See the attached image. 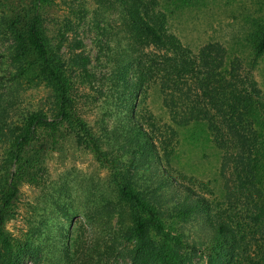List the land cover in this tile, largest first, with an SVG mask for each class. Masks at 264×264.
<instances>
[{
    "label": "trees",
    "instance_id": "obj_1",
    "mask_svg": "<svg viewBox=\"0 0 264 264\" xmlns=\"http://www.w3.org/2000/svg\"><path fill=\"white\" fill-rule=\"evenodd\" d=\"M59 1L68 13L57 22L49 14L57 0H0V26L11 41L10 85L6 91L0 86V264H25L27 258L37 263L41 257L33 234L18 241L6 224L21 185L45 181L36 144L48 139L72 140L108 165L114 199L100 193L87 201L103 203L104 214L117 215L131 245L130 264H184L176 218L201 222L211 245L208 264H264V92L253 74L264 58V0L254 2L243 26V45L253 53L249 70L223 43L208 41L195 50L174 32L173 15L201 0H93L118 13L117 21L108 19L96 7L95 27L107 37L117 28L115 34L126 41L107 45L114 58L105 79L122 94L111 102L116 111L111 129L109 113L95 127L80 104L78 85L98 80L83 41L68 37L85 19V0ZM34 82L51 89V115L41 109L15 113L13 97L23 83ZM152 85L159 86L168 122L142 112ZM186 131L210 142L221 153L222 169L231 171L233 187L223 199L205 183L195 187L174 174L170 160ZM56 192L50 199L54 211L71 219L68 205L59 202L61 191ZM66 242L57 249L56 263L90 261L95 244L82 247L79 256L80 237Z\"/></svg>",
    "mask_w": 264,
    "mask_h": 264
},
{
    "label": "rangeland",
    "instance_id": "obj_2",
    "mask_svg": "<svg viewBox=\"0 0 264 264\" xmlns=\"http://www.w3.org/2000/svg\"><path fill=\"white\" fill-rule=\"evenodd\" d=\"M255 1L201 0L194 6L176 12L171 19L172 28L185 44L195 50L208 41L223 43L232 52L241 55L244 67L249 70L253 53L243 45L245 35L243 26L247 17L254 12ZM85 4L88 11L84 21L73 27L68 37L71 40L77 38L83 41L82 51L89 56V69L98 80L89 86L78 85L82 102L80 104L83 105L84 116L93 122L92 124L96 122L95 127L98 122L101 123V117L109 113L111 117L107 120L111 129L115 126L112 113H116L111 102L115 96L122 94L105 78L113 64V48L118 42L124 44L126 41L122 39V33L115 34L117 28L111 31L113 35L108 37L106 34L102 35L94 23V10L97 4L93 0H85ZM97 8L108 19L117 21V9H107L99 5ZM49 12L50 18L58 22L68 13V9L57 0ZM96 17L100 18V15ZM115 20L112 23H117ZM10 43L9 35L3 30V26H0V86L4 84L5 87L2 88L4 91L10 85L11 66L8 58ZM108 44L113 47L111 52ZM253 70L264 92V58ZM101 78L105 81H100ZM150 87L142 112L152 115L159 123H164L165 120L168 122L169 114L162 105L159 86ZM20 88V95L13 97L15 113L25 114L27 111L41 109L51 115L53 111L49 87L34 82L28 86L23 83ZM99 90H102L103 94L100 95ZM194 131L197 132V129ZM190 136L191 132L187 131L181 135L183 140L171 157L170 166L174 174L186 178L189 184H196L195 187H203L202 183H205L219 199H223L225 193L233 187L231 171L227 167L222 169L221 153L210 142L203 137L195 140ZM38 145H41L43 153L45 181L38 186L30 183L21 185L14 212L6 224L7 232L18 241L33 234L35 243L41 245V257L37 263L27 258L25 264H58L57 249L67 244L66 238L76 236L81 239L77 245L79 256L82 247H87L91 243L96 246L92 249L91 259L86 264H130L128 251L131 245L122 236L117 215L104 214L101 211L103 203L98 207L97 203L87 201L88 197L100 193H103L105 199H114V184L108 165L99 161L91 150L76 146L72 140L65 139L52 143L48 139L43 144H36ZM1 152L0 149V161L3 155ZM148 184L153 183L148 181ZM55 191H61L59 202L68 205L71 219L54 211L50 199ZM174 222L183 241L181 253L184 264H208L211 245L201 222L183 223L177 218ZM65 224L67 226L63 227ZM61 226V232L66 236L63 239L58 236Z\"/></svg>",
    "mask_w": 264,
    "mask_h": 264
}]
</instances>
